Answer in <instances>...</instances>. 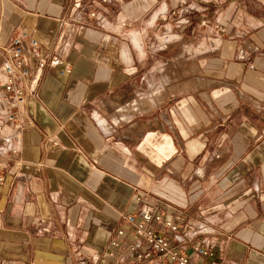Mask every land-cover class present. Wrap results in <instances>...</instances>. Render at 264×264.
<instances>
[{
    "label": "crops",
    "instance_id": "1",
    "mask_svg": "<svg viewBox=\"0 0 264 264\" xmlns=\"http://www.w3.org/2000/svg\"><path fill=\"white\" fill-rule=\"evenodd\" d=\"M79 1L0 0V45L25 32V62L39 79L16 124L0 119V264H173L131 256L137 238L125 218L144 203L178 230L150 228L195 263L264 264V120L239 124L245 101L236 92H252L257 106L246 105L263 119L264 0H102L104 13L84 26ZM195 4L203 25L212 15L225 27L219 94L212 106L202 98L205 117L194 114L192 94L179 109L145 103V59H132L144 45L125 36L165 8L169 19L191 20ZM152 95L160 100V89Z\"/></svg>",
    "mask_w": 264,
    "mask_h": 264
},
{
    "label": "rangeland",
    "instance_id": "2",
    "mask_svg": "<svg viewBox=\"0 0 264 264\" xmlns=\"http://www.w3.org/2000/svg\"><path fill=\"white\" fill-rule=\"evenodd\" d=\"M100 1L102 0H80L75 6L76 13L81 14L79 17L81 18L80 23H82V26L86 24L94 25V18L90 16L92 12L104 13L105 6L96 5ZM131 1L129 0V2ZM135 7L134 3L128 6L130 12H133ZM201 7V4H195L194 18L191 20L186 19L184 15L174 16L169 19L165 17L166 15H163L165 13L164 10H166L165 8L163 12L161 11L162 19L154 20V18H151L150 20H146L142 27V22L134 24L133 27L129 28L128 33H126L125 36H128L130 46L144 45V54L141 55L137 51H134L132 59L134 61L139 58L145 59L144 73L147 79V100L145 103H155L162 110L179 109V107H184L186 102L178 99L192 94L188 96L194 99V104H191L194 114L201 117H205L204 114L207 113L206 108H208L207 104L204 106L202 102L206 103L208 100L211 106L214 103L212 101L213 98H216V95L219 94L216 92L218 87L216 78L219 75L216 67L218 59L217 50L219 44H221L218 36L224 35V32L221 30L225 27L219 24V22L215 23L212 15L209 17L211 23L207 22L208 25H203V20L197 19V17H200L199 12ZM215 10L216 8H211L210 13ZM76 25H80L79 22ZM138 28L140 30L144 29L141 32V37L136 34L138 33ZM125 36L124 38H126ZM154 80L159 81V84H153ZM155 88H159L161 94L160 100L156 101L152 99ZM236 92L237 96L243 98L245 101L243 112L240 113L239 124H248L250 121L263 122L264 117L262 119L261 114L256 116V113L250 111L246 105L253 104L257 106L256 102L250 100L252 92L246 88H240ZM204 93H207V96ZM202 98L206 101H202ZM143 102V100H131L130 105L131 107L138 108L133 105ZM204 111L205 113H203Z\"/></svg>",
    "mask_w": 264,
    "mask_h": 264
},
{
    "label": "built area",
    "instance_id": "3",
    "mask_svg": "<svg viewBox=\"0 0 264 264\" xmlns=\"http://www.w3.org/2000/svg\"><path fill=\"white\" fill-rule=\"evenodd\" d=\"M28 35L19 32L11 40L0 45V93L6 102L5 110L0 108V119L6 118L9 123L16 124L20 106L28 104L34 97L31 89L38 82V77L34 76L25 62L24 43ZM37 46V42L33 41ZM38 56V54H35ZM41 61L40 68L45 67ZM2 76L4 82H2ZM3 124L0 123V132ZM5 173L0 169V183L5 182ZM163 224L172 232H177L178 227L170 220H165L161 213H156L154 206L144 203L136 213H132L125 218V223L130 227L132 234L137 238L136 243L130 247L131 256L137 253L136 258L142 260L148 254H157L166 257L173 264H197L190 260L186 253L172 246L170 240L155 230L150 228V224ZM125 230H119L117 238L112 242V246L118 248L119 238L123 237ZM146 247L149 252L141 253L140 249ZM139 252V253H138ZM200 256L213 257V253L204 248H198ZM211 264H218L212 262Z\"/></svg>",
    "mask_w": 264,
    "mask_h": 264
}]
</instances>
